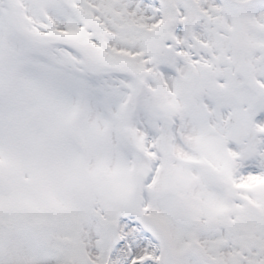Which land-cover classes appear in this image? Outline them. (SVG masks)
<instances>
[{
  "label": "snow or ice",
  "instance_id": "obj_1",
  "mask_svg": "<svg viewBox=\"0 0 264 264\" xmlns=\"http://www.w3.org/2000/svg\"><path fill=\"white\" fill-rule=\"evenodd\" d=\"M0 264H264V0H0Z\"/></svg>",
  "mask_w": 264,
  "mask_h": 264
}]
</instances>
